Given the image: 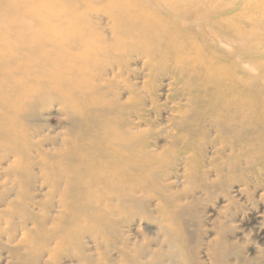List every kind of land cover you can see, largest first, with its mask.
I'll use <instances>...</instances> for the list:
<instances>
[{
    "label": "bare ground",
    "instance_id": "obj_1",
    "mask_svg": "<svg viewBox=\"0 0 264 264\" xmlns=\"http://www.w3.org/2000/svg\"><path fill=\"white\" fill-rule=\"evenodd\" d=\"M261 14L244 0H0L5 263L55 264L38 258L46 241L49 259L94 227L123 241L118 264H142L145 238L123 228L153 208L178 264H264ZM168 171L195 186L181 198ZM182 216L212 237L187 249Z\"/></svg>",
    "mask_w": 264,
    "mask_h": 264
},
{
    "label": "rangeland",
    "instance_id": "obj_2",
    "mask_svg": "<svg viewBox=\"0 0 264 264\" xmlns=\"http://www.w3.org/2000/svg\"><path fill=\"white\" fill-rule=\"evenodd\" d=\"M261 0H244L245 3V7L248 10H251L254 12L256 18H261L262 14L264 12V7L262 5V3L260 2ZM137 66V65H134ZM53 117L56 120L54 121V124L51 127V130H56L57 128V123H58V118H60L59 115H57V112L55 111V108H50L46 113L43 114V118H50ZM51 131V132H52ZM57 132V131H56ZM160 137L158 138V144L163 148L165 147V142L163 139L159 140ZM45 148H50V145H46ZM168 175V180H170L171 182H173L174 187H178V194L181 196H184L183 192L188 191V189H192V185L195 186L193 183L191 184H187L184 185L183 183H181V179L178 181L176 179H174L172 177L173 172L172 171H168L167 173ZM170 176V177H169ZM172 179V180H171ZM187 186V187H186ZM44 192L46 191V188L43 189ZM175 191V190H173ZM3 200L5 199H11L13 197V193L11 192H6L3 195ZM197 197L200 196V194H196ZM44 205V213L46 216L49 215V213H51L53 206L49 207L50 209L48 210V215L46 214V211L48 209V202L44 199L43 202ZM1 209V208H0ZM151 210V214H150V220L147 219H143L141 221L138 220V218L136 217V222L130 224L129 226V230L127 228H123L124 232L128 235V237L130 238L129 241L131 239L134 238H138L139 240H141L142 238H145L144 241L141 240V242L137 243L138 248L144 247V254L142 255H137L138 260L144 264L145 260H148L149 264H178V260L180 261V263L182 262V258L178 257V249L177 248H171L169 249L167 242L164 243L163 241V237H165L164 233H163V228L167 227V224L172 226V221L170 222H164L163 220V215H158L156 213L155 210H153V208L150 209ZM210 209L206 208L205 211L208 212ZM200 212L199 214L203 215V213L205 214V216H207L206 212ZM49 217V216H48ZM187 216H182V218H179L178 223L185 225L184 226V230L190 233V241L188 244L187 249L190 248H194V242H196V237L198 235L199 232L196 233V229L189 226L188 224H185L186 220L191 219L188 218ZM203 220L202 222V230L200 235H198L199 240L196 244H202V242L206 239V238H210L213 235L212 231H209L208 227L206 226L207 221L204 220V218H201ZM200 219V220H201ZM116 221V218L113 219ZM193 220V218H192ZM47 223L50 222V218L47 219L46 221ZM205 224V225H204ZM188 225V226H187ZM206 226V227H205ZM205 227V228H204ZM116 228V226H115ZM95 229L94 227H89L88 231L86 233H79L78 234V240H76L75 243H65L62 242L61 243V247L60 248H56L52 251V256L51 258L48 259L49 257V253L50 250H52L56 245L55 242L53 240H48L45 242L47 249H45V251L38 257L40 258L42 261H47L50 259L54 258L53 263L55 264H82V258H79L75 256V253L78 252L77 247L73 246V245H77L80 247V251L81 254H84L85 256H90L91 259H88L87 261H85L86 264H89L90 261H92V264H110L112 261L113 262H117L118 264V258L116 255V249H119L121 247V243H123V241L119 240L118 238H113L112 236L108 235V230H111L110 228L107 229L105 235L100 233L98 231V233L96 231L90 232L91 230ZM163 229V230H162ZM16 230V229H15ZM208 230V231H207ZM133 231V232H132ZM134 235V236H133ZM185 235V233H184ZM192 235V236H191ZM106 240V242H102L103 239ZM73 239H76V233L71 237ZM51 242V243H50ZM50 243V244H49ZM127 244L125 246H123L124 251H127ZM146 244V245H145ZM145 245V246H144ZM233 248H239L237 245H235ZM194 251V249H193ZM74 253V254H73ZM4 251H0V264H6L5 263V255H4ZM55 255V256H54ZM92 256V257H91ZM4 257V259H3ZM31 258H37V255L32 256ZM150 259H151V263H150ZM95 262V263H94ZM46 263V262H44ZM26 264H39V261L36 262L35 260L32 262H27ZM41 264V263H40Z\"/></svg>",
    "mask_w": 264,
    "mask_h": 264
}]
</instances>
